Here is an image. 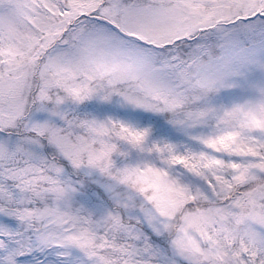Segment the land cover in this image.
I'll return each mask as SVG.
<instances>
[{
    "label": "snow or ice",
    "instance_id": "6c2138e0",
    "mask_svg": "<svg viewBox=\"0 0 264 264\" xmlns=\"http://www.w3.org/2000/svg\"><path fill=\"white\" fill-rule=\"evenodd\" d=\"M0 264H264V0H0Z\"/></svg>",
    "mask_w": 264,
    "mask_h": 264
}]
</instances>
